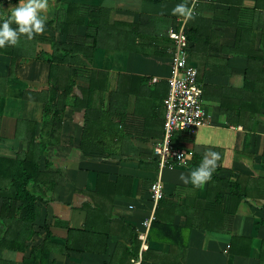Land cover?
<instances>
[{
    "label": "crops",
    "instance_id": "0c3cea01",
    "mask_svg": "<svg viewBox=\"0 0 264 264\" xmlns=\"http://www.w3.org/2000/svg\"><path fill=\"white\" fill-rule=\"evenodd\" d=\"M17 2L0 0V15ZM181 4L185 13L174 12ZM68 8L72 20L60 32L51 22ZM44 15V31L21 36L19 54H50L46 39L85 51L71 50L69 71L58 77L74 85L53 145L37 147L46 181L27 187L39 193L37 213L22 219L8 207L17 190L7 182L40 139L50 65L17 58L12 76V46L0 48V264L41 259L46 241V264H264V0H47ZM182 25L211 124L178 132L174 144L194 155L160 169L153 147L172 66L168 32ZM86 64L100 71L91 93L89 75L71 71ZM206 150L219 156L212 178L185 185L180 174ZM158 179L165 198L155 208ZM148 220L159 225L147 230L143 250L138 234Z\"/></svg>",
    "mask_w": 264,
    "mask_h": 264
},
{
    "label": "trees",
    "instance_id": "16d2710c",
    "mask_svg": "<svg viewBox=\"0 0 264 264\" xmlns=\"http://www.w3.org/2000/svg\"><path fill=\"white\" fill-rule=\"evenodd\" d=\"M71 10L72 8H68L67 10L62 11L61 13L58 14L56 19L51 22L52 26L56 30L60 32H66L65 26L68 24L69 20H72L69 17ZM80 11L82 12L83 20L86 17H89V21L91 22L92 14L89 13L85 15L84 12L88 11L86 9H82ZM88 26H90V24ZM91 35H93V33L92 34L88 33V36H91ZM46 40L51 45L52 52L50 54L40 52L39 54H36L34 56L30 55L29 57H26V55H21L19 54L21 50L20 45H19L20 40L18 41L17 45L12 46L10 49H6L7 53L12 56V66H11L12 76H15V64H16L17 58H20L22 62H26L27 60L34 58L37 60L45 61L46 63L50 65V77H49L50 87L48 90L49 99L48 100L41 99V101H43L44 103V108H43V129L40 135V139L36 140L35 137L32 138L30 142L29 153L27 155L28 157L19 162L15 161L13 163L15 165H17L18 163L19 169L17 171H21V174H19L17 177H13L10 181L7 182L9 185H13V187H15L17 190V193H15V197L9 198L11 199V204H8V207H10L11 210L14 212V216L20 215L22 219H25L28 217H32L33 219L37 213L35 204H36L37 195L39 193H36L34 190L30 192L27 190V187L36 186L38 184L37 180L43 179L44 181H46V176L43 173H41L40 166H39V159L36 156L37 155L36 151L38 150L37 147L41 146L45 150V149H48V147L53 145L51 142V138L53 134L55 135L59 133V127L61 123L63 122V112L65 111L66 107L69 104L68 102L69 96L72 92V88L74 85V82H72L69 85L67 80L66 82H62L61 80L58 81L59 79L58 77L62 76L64 72L68 73L69 71V68L67 67L68 66L67 58L70 56L71 50L76 49V52L85 51V49L81 45L82 43L79 44V42L72 46L69 44L56 42L54 39H46ZM76 41H80V39L76 37ZM34 42L36 43L37 41H34ZM80 42H83V41L81 40ZM78 44L80 45V48ZM89 68H90V65L86 64L85 68L84 66H76L75 68H71V71L75 72L77 77H79L80 74L89 75L88 83L90 84H89L88 91L91 93L95 89H99V87L95 86V83H93V80H95V76H98L100 74V71H94ZM82 69H86V70H84L83 72ZM106 83H108V81H106ZM26 91H31V90L21 91L20 96L25 97ZM37 93H39V91L36 92V94ZM40 93H43V92L40 91ZM50 93H51V96H49ZM167 94H168V91H167ZM1 102H2V105L0 109L3 112V107L5 104L4 95H3ZM94 121H96V119H94ZM84 133H86V136L87 134H89L88 128H85ZM241 198L242 197H239V199ZM17 202L19 203L21 202V204L18 207L16 206ZM158 225L159 223L156 220H153L150 226V232H149L150 235L152 234L154 228ZM49 236L50 235L48 233V237ZM77 244L78 243L76 244L72 243L70 246L73 249L80 250L81 247L77 246ZM41 251H42L41 259L35 260L32 257L29 259H24V264H46L49 261V253L51 252V249L48 247V241H46L45 246L42 247Z\"/></svg>",
    "mask_w": 264,
    "mask_h": 264
},
{
    "label": "built area",
    "instance_id": "2783aa9c",
    "mask_svg": "<svg viewBox=\"0 0 264 264\" xmlns=\"http://www.w3.org/2000/svg\"><path fill=\"white\" fill-rule=\"evenodd\" d=\"M194 3L199 0H193ZM195 13V11H193ZM168 35L174 42L172 66L167 78L168 94L164 99L165 119L162 138L153 147L160 169L177 165H186L193 157V150H182L174 144V136L178 132H193L198 127L209 126L211 119L202 103L203 88L198 81L197 70L188 63L189 41L185 27L172 28ZM158 82V78L151 80ZM151 200L156 206L165 198L164 188L160 179L152 183ZM145 232L138 234L143 250L147 249V230L151 220L144 222ZM135 263V261H133Z\"/></svg>",
    "mask_w": 264,
    "mask_h": 264
},
{
    "label": "clouds",
    "instance_id": "9594fccd",
    "mask_svg": "<svg viewBox=\"0 0 264 264\" xmlns=\"http://www.w3.org/2000/svg\"><path fill=\"white\" fill-rule=\"evenodd\" d=\"M46 9L47 0H18L6 15H0V48L17 45L21 36L32 39L34 34L42 33L47 21L44 15ZM174 12L185 13L184 5H177ZM13 24L16 25L15 28L11 26ZM218 159V154L206 150L188 175L180 174V181L185 185L191 184L194 188L203 186L212 178Z\"/></svg>",
    "mask_w": 264,
    "mask_h": 264
},
{
    "label": "bare ground",
    "instance_id": "6f19581e",
    "mask_svg": "<svg viewBox=\"0 0 264 264\" xmlns=\"http://www.w3.org/2000/svg\"><path fill=\"white\" fill-rule=\"evenodd\" d=\"M37 150V149H36Z\"/></svg>",
    "mask_w": 264,
    "mask_h": 264
}]
</instances>
